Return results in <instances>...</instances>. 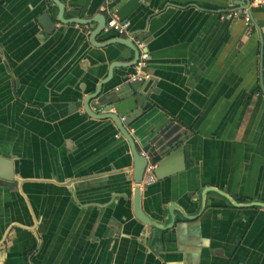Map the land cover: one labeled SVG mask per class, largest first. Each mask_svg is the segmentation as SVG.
Wrapping results in <instances>:
<instances>
[{
	"label": "crops",
	"instance_id": "obj_1",
	"mask_svg": "<svg viewBox=\"0 0 264 264\" xmlns=\"http://www.w3.org/2000/svg\"><path fill=\"white\" fill-rule=\"evenodd\" d=\"M60 1L65 18L116 2ZM253 1L251 25L229 13L232 0L129 4L149 79L127 82L133 66L114 67L95 99L132 120L140 151L172 154L140 185L158 228L134 213L127 140L82 103L133 51L93 46L96 22H57L51 0H0V264H264V207L202 195L264 202V4Z\"/></svg>",
	"mask_w": 264,
	"mask_h": 264
},
{
	"label": "water",
	"instance_id": "obj_2",
	"mask_svg": "<svg viewBox=\"0 0 264 264\" xmlns=\"http://www.w3.org/2000/svg\"><path fill=\"white\" fill-rule=\"evenodd\" d=\"M53 2V4L57 7L58 11H57V15L55 17V21L60 22V23H74V24H82V25H86L92 22H96V26L95 28L92 30V32L89 35V40L90 43L93 46H105L111 43H120L124 46H127L128 48H130L133 51V57L131 60L127 61V62H112L108 68V72L105 78H103L98 85L96 86V89L92 92L89 93L85 96V98L83 99L82 103H83V109L84 111L91 117L94 118H98V119H112L115 123V125L117 126V129L120 131V133L124 136V138L127 140L129 147H130V151L132 154V159H133V165H132V177H133V182H134V189H133V210L134 213L136 215L137 218H139L141 221H143L144 223H148V224H153L155 226H157L158 228H163L165 226H161L160 224L154 222L153 220H151L150 218H148L140 209V182L141 179L143 177V172H144V168L146 166L147 163H151V164H156V167L154 169V174L156 176V169L159 166H164V164L168 161V159L172 156V154L170 153L167 156H164L161 152L157 151L155 149V147L151 146L149 143L145 144L142 148V150L140 151L137 147L136 144L134 142L133 137L131 136V134L128 132L127 127L130 126L131 121L130 119H128L127 117H125L124 120H121L120 115L118 113L115 112H111L110 109L112 108V104H108L105 105V109L104 112H98V111H94L92 110V108L90 107V101L92 99H95L96 97L99 96L101 88L104 84H107L111 78H112V73H113V69L114 67H132L134 66V64L136 63L138 56H139V50L136 47V45L131 41L130 38L126 37H119L117 36L116 38H109L106 40H103L102 42H98L97 41V37L103 32V26L105 24V22L108 20V17L106 14H103L101 12L98 13V16H92L90 18H80V17H71V18H65L64 17V10H65V6L64 4L60 1V0H51ZM131 0H116V2L114 3L113 8H111V12H116L119 17L121 19H126V17L128 16L129 13V4H130ZM135 3V2H134ZM250 4V0H232L230 6H229V13L232 11H235L236 9H238L237 6H240L239 9H243V8H247ZM249 13H250V17H251V11L249 9ZM44 27V31L46 33L51 32L54 30L55 28V21L50 18L48 13H44L42 14L41 18H39L38 20ZM261 67H262V53H261V60H260V74H261ZM261 84V88L264 94V87ZM207 190H212V191H216L219 194H222L225 198H227L228 200L231 201L232 204L237 205V206H260V207H264V202H259V201H249L246 203H242L239 204V202L233 200L228 194L222 192L219 189L216 188H208L206 190L203 191L202 195L204 194V192H206ZM204 206V202L203 199H201V209L200 212L202 211ZM171 207H169L170 210ZM199 212V213H200ZM199 213L197 215H199ZM197 215H186L183 213V216L185 217H196ZM173 223V218L171 219L170 224Z\"/></svg>",
	"mask_w": 264,
	"mask_h": 264
},
{
	"label": "built area",
	"instance_id": "obj_3",
	"mask_svg": "<svg viewBox=\"0 0 264 264\" xmlns=\"http://www.w3.org/2000/svg\"><path fill=\"white\" fill-rule=\"evenodd\" d=\"M253 3L264 4V0H254ZM106 15L108 17V20L105 22L103 26V30H102L103 32L114 31L116 36L132 38L133 35L131 36L129 31L130 22L127 19H121L115 11L111 12L108 10L106 12ZM231 15L236 18H242L245 24L251 25V17L248 7L243 9H236L235 11L231 12ZM133 43L136 45V47L139 50V56L136 63L133 66L134 71L127 75L126 81L131 83L143 82L145 79H149V74L144 70L148 61V52L146 51L145 48L146 44L143 39H134ZM104 107L105 105L99 103L97 99H95L93 105L91 106L92 110L98 112H104L105 109ZM110 111L114 112L112 111V108L110 109ZM120 118L121 120H124L125 116H120ZM117 135H119V133ZM155 167L156 164H151V163L146 164L140 184L150 183L156 178L154 174Z\"/></svg>",
	"mask_w": 264,
	"mask_h": 264
},
{
	"label": "flooded vegetation",
	"instance_id": "obj_4",
	"mask_svg": "<svg viewBox=\"0 0 264 264\" xmlns=\"http://www.w3.org/2000/svg\"><path fill=\"white\" fill-rule=\"evenodd\" d=\"M156 177V176H155ZM141 185V184H140Z\"/></svg>",
	"mask_w": 264,
	"mask_h": 264
}]
</instances>
